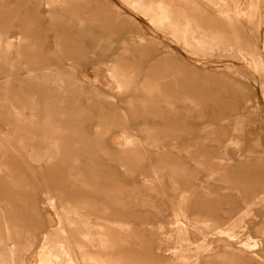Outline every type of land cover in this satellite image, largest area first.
Instances as JSON below:
<instances>
[{
    "label": "rangeland",
    "instance_id": "rangeland-1",
    "mask_svg": "<svg viewBox=\"0 0 264 264\" xmlns=\"http://www.w3.org/2000/svg\"><path fill=\"white\" fill-rule=\"evenodd\" d=\"M261 182L264 0H0V264H264Z\"/></svg>",
    "mask_w": 264,
    "mask_h": 264
},
{
    "label": "bare ground",
    "instance_id": "bare-ground-1",
    "mask_svg": "<svg viewBox=\"0 0 264 264\" xmlns=\"http://www.w3.org/2000/svg\"><path fill=\"white\" fill-rule=\"evenodd\" d=\"M122 90V88L120 89V91ZM232 110V109H231ZM235 111H236V109H235ZM234 111V112H235ZM234 112H232V113H234ZM237 112V111H236ZM230 114H231V112H230ZM228 115H229V113H228ZM232 115V114H231ZM234 115V114H233ZM51 116V115H50ZM223 117V116H222ZM227 117V116H226ZM227 119V118H226ZM14 120V119H13ZM15 120L16 121H19V119H18V117L17 116H15ZM44 121H46V122H44V124H45V127H46V129H47V132L44 134V138L45 139H48V137H50V131H51V129H52V125H51V123L48 121V119H45ZM16 123V122H15ZM56 128V127H55ZM123 130H124V128H123ZM41 135V134H40ZM53 135V134H52ZM39 137V136H38ZM47 141V140H46ZM53 143V142H52ZM59 145V144H58ZM129 145H132V144H129ZM44 147V146H43ZM132 147V146H131ZM131 147L129 148V149H131ZM60 149V148H59ZM58 149V150H59ZM49 150V149H48ZM54 152H56V151H54ZM131 153V151L130 150H126L125 152H124V154L122 155V161H125V154H130ZM46 154L48 155V161L49 162H51L52 160H53V156H51V154H50V152L49 151H46ZM52 154H53V152H52ZM56 154V153H55ZM53 162V161H52ZM258 183V182H257ZM255 184L256 185V187L258 186V184ZM264 183V182H263ZM263 183L261 182V184L263 185ZM262 187V186H261ZM253 195L252 196H248V197H246L245 198V200L246 201H248L249 202V204H252L253 203V200L255 199V198H263L264 197V193L263 192H261V191H259L258 189H254V191H253ZM109 196H111L112 197V194H111V192L109 193ZM55 204V203H54ZM93 205H94V203H93ZM52 206H54V205H52ZM1 208V207H0ZM2 208H3V206H2ZM4 209V208H3ZM65 212H66V214H69V215H76L77 214V212H76V207L73 205V204H68L67 206H65ZM79 215V214H78ZM3 217H4V215H2ZM218 221H215V222H213V227H217L218 226ZM218 228V227H217ZM9 229V228H8ZM224 230H222V228H221V233H225V234H227L228 236H230V237H233V233H232V231H231V229H226V228H223ZM219 230V229H218ZM220 231H218V232H220ZM218 232H216L217 234H218ZM7 233L9 234V232L7 231ZM10 235V234H9ZM12 247V246H11ZM206 246H204V245H202V246H200V248H205ZM209 247V246H208ZM9 249V248H8ZM211 249V248H210ZM10 250V249H9ZM13 250H14V248H11V250H10V254H12V252H13ZM45 254V253H44ZM70 255H71V253H70ZM2 256V255H1ZM72 256V255H71ZM4 257V256H3ZM2 257V259H4ZM201 260V259H200ZM4 261V260H3ZM5 262H7L6 261V259H5ZM197 262L199 263V264H203V262L201 263V261L199 262V259H197ZM71 263L72 264H79L78 263V261L77 260H75L74 258H71Z\"/></svg>",
    "mask_w": 264,
    "mask_h": 264
}]
</instances>
